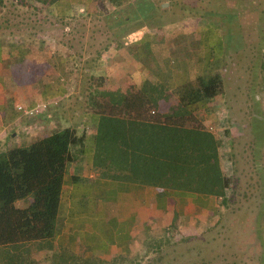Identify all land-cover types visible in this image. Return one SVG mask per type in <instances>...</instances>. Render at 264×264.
<instances>
[{"label":"rangeland","instance_id":"1","mask_svg":"<svg viewBox=\"0 0 264 264\" xmlns=\"http://www.w3.org/2000/svg\"><path fill=\"white\" fill-rule=\"evenodd\" d=\"M144 1L136 6L139 3L122 0L125 14L130 8L136 15L131 22L123 23L122 17L114 18L119 8L103 0L63 5L60 9L69 12L68 16L57 9H52L57 16L47 15L46 10L52 6L38 9L5 0L0 19L5 16L10 20L8 25L0 21V32L10 30L16 40L40 47L57 67H62L61 76L70 78L72 121L79 127L85 123L78 119L85 121L86 87L95 81L93 76L103 75L112 88L126 81L140 86L145 79L155 83L162 79L173 88L196 75L219 70L222 94L201 107L196 116L221 140L223 172L232 179L226 200L218 198L217 210L207 216H193L163 234L160 242L151 241L148 259L143 258L139 264H264V214L258 221L261 206L264 211V70L258 71L257 66L259 61L264 62V55L257 50L258 44L243 39L238 48H226L220 57L218 48L206 46H218L219 41L211 28L210 33L205 32L208 26L204 22L207 12L222 18L217 14L238 9L246 22L256 24L262 16L264 32V0ZM157 5L167 8L161 18L160 10H156L157 21L138 18ZM240 22L238 16L231 19L226 30L231 27L229 31L241 34ZM26 33H33L32 39ZM147 34L151 52L143 58L145 46L140 38ZM57 60L64 61L59 64ZM255 95L258 100L254 101ZM74 257H69L66 264L89 261ZM95 263L104 264L92 259L88 262Z\"/></svg>","mask_w":264,"mask_h":264},{"label":"trees","instance_id":"2","mask_svg":"<svg viewBox=\"0 0 264 264\" xmlns=\"http://www.w3.org/2000/svg\"><path fill=\"white\" fill-rule=\"evenodd\" d=\"M15 1L38 9L65 5L64 0ZM139 1L136 6L145 2ZM107 2L119 8L114 18L122 17L120 22H131L133 16L136 17L130 8L125 14L121 8L122 0ZM4 5L5 0H0V8ZM157 9L160 18L167 11L157 5L148 15L144 13L138 18L150 17L157 21L154 17ZM49 13L50 10H46V14ZM213 15L215 12H207L204 22L208 29L205 32L214 31L219 45L207 43L208 48H218L221 57L226 48H238L240 40L244 39L246 43L258 44L257 50L264 55L262 16H257L259 21L255 24L246 22L243 12L238 9L217 14L222 18ZM237 16L243 21L240 22L241 34L229 31L231 27L226 30L228 22ZM1 20L7 24L10 19L4 16ZM150 38L148 34L140 38L145 46L143 58L150 55ZM115 42L118 46L117 39ZM257 66L258 71L263 72V60ZM208 73L196 75L173 88L162 79L157 83L145 79L140 86L126 81L112 88L107 86L103 75L93 76L95 81L86 87V103L87 110L98 117L94 133V165L102 170V174L116 178L167 190L215 196L225 201L232 179L223 172L221 140L203 124L200 116H196L201 107L222 94L219 70ZM257 96L254 101L258 100ZM85 139L83 131L78 133L75 127H65L28 145L0 153V264H31L21 253V248L54 235L66 163L77 161L84 153ZM28 196L31 201L25 207L15 205L17 200ZM262 214L261 206L258 221L262 220Z\"/></svg>","mask_w":264,"mask_h":264},{"label":"crops","instance_id":"3","mask_svg":"<svg viewBox=\"0 0 264 264\" xmlns=\"http://www.w3.org/2000/svg\"><path fill=\"white\" fill-rule=\"evenodd\" d=\"M89 1L63 2L66 7ZM62 6H52L50 14L56 15L52 9H57L68 16L69 12L60 10ZM15 35L10 30L0 32V153L65 127H75L86 135L84 153L77 161L66 163L54 235L22 247L29 263L66 264L69 257L76 256L104 264H139L149 257L151 241L160 242V237L173 227L177 229L193 216H207L218 209L215 196L167 190L102 174L94 165L97 115L85 110V121L78 119L85 123L77 126L72 121L74 106L68 103L69 76H61L62 67H57L40 47L16 40ZM61 61L57 60L59 64ZM39 101L50 103L49 107L33 117L17 109L18 105L30 107ZM30 201L28 196L15 205L25 207Z\"/></svg>","mask_w":264,"mask_h":264},{"label":"built area","instance_id":"4","mask_svg":"<svg viewBox=\"0 0 264 264\" xmlns=\"http://www.w3.org/2000/svg\"><path fill=\"white\" fill-rule=\"evenodd\" d=\"M17 109L21 111L24 115L28 117H33L36 114L43 112L48 109V103L44 101L36 102L34 105L30 107H24L22 105H18Z\"/></svg>","mask_w":264,"mask_h":264}]
</instances>
